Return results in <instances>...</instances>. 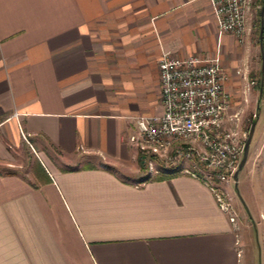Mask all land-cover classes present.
<instances>
[{"label": "crops", "instance_id": "obj_1", "mask_svg": "<svg viewBox=\"0 0 264 264\" xmlns=\"http://www.w3.org/2000/svg\"><path fill=\"white\" fill-rule=\"evenodd\" d=\"M258 3L256 40L248 0L238 42L209 0H0V264H247L250 225L264 264V131L226 185L235 225L180 168L156 161L136 179L128 140L134 118L161 111V53H216L229 98L249 91Z\"/></svg>", "mask_w": 264, "mask_h": 264}, {"label": "built area", "instance_id": "obj_2", "mask_svg": "<svg viewBox=\"0 0 264 264\" xmlns=\"http://www.w3.org/2000/svg\"><path fill=\"white\" fill-rule=\"evenodd\" d=\"M247 3L248 0H209L219 35L228 33L241 42ZM157 72L161 111L134 118L129 142L149 171L156 172L158 161L160 169L180 168L200 179L227 221L235 225L225 184L237 171L248 131L240 125L241 108L232 109L224 90L227 75L218 55L174 58L161 53ZM185 162L191 164L184 167Z\"/></svg>", "mask_w": 264, "mask_h": 264}, {"label": "rangeland", "instance_id": "obj_3", "mask_svg": "<svg viewBox=\"0 0 264 264\" xmlns=\"http://www.w3.org/2000/svg\"><path fill=\"white\" fill-rule=\"evenodd\" d=\"M250 7L253 9L252 10V15H251V20L253 22L254 26V32H253V41L256 40V28H257V19H258V8L259 7V3L258 0H250ZM264 19V16H263ZM264 22V20H263ZM254 65L252 70L242 79V85L243 88L246 86L250 87L249 91L246 94H236V95H230V99L232 100V106H234V108H241V112H240V125L242 127V129L249 131L252 122H255L254 124V134L252 136L251 142H250V146L249 149L254 141L255 135L257 130L260 128V131H264V124L261 123L262 121V117H264V101L261 98H258L256 96V92H257V79H258V72H259V67H260V62H259V57L256 56L254 59ZM253 81L255 84L254 85H250L249 82ZM243 99L245 102H243ZM257 103H260L259 108H257ZM242 106V107H241ZM259 111V113H257ZM258 116L257 118H255L254 116ZM27 147V146H25ZM28 152H24L25 150H23L22 152H18V154L16 153L15 159H14V163L18 165V168H15L19 173L24 172L27 169V164H29L30 160L32 161V159H34L33 153L30 152L29 148H26ZM29 154V158L28 157H23L25 154ZM146 167V166H145ZM145 175H156L155 172L149 171L146 168H144L143 170L138 171L137 175H136V179L138 177L142 178L145 177ZM240 174L237 175V178L240 177ZM233 185H234V180L232 179V181L228 182V186L230 188V190H233ZM225 187L226 184H225ZM226 189V188H225ZM233 197L235 200H237V195L233 192ZM239 209H241V207H238ZM234 210V208H233ZM242 211V209H241ZM235 212V211H234ZM237 219V221L240 220V218L238 217V214L235 213V220ZM246 221V220H245ZM250 231H248V229H246L247 231V236H246V232H245V236L248 242V249L246 253V260H247V264H258V259H257V253L260 251V244L258 243V239L256 238L254 231L252 229V226L250 225L249 227ZM264 250V248H263ZM264 252V251H263ZM261 253V251H260ZM262 255V254H261Z\"/></svg>", "mask_w": 264, "mask_h": 264}, {"label": "trees", "instance_id": "obj_4", "mask_svg": "<svg viewBox=\"0 0 264 264\" xmlns=\"http://www.w3.org/2000/svg\"><path fill=\"white\" fill-rule=\"evenodd\" d=\"M264 0H261L260 7L263 4ZM264 13V8L263 12ZM259 39V45H260V60H261V68L258 74V79H257V88H258V93H259V98H261L264 101V22H262V27H261V33L260 36L258 37ZM142 160V159H141ZM139 158V168L143 169V162ZM161 178V177H159Z\"/></svg>", "mask_w": 264, "mask_h": 264}, {"label": "water", "instance_id": "obj_5", "mask_svg": "<svg viewBox=\"0 0 264 264\" xmlns=\"http://www.w3.org/2000/svg\"><path fill=\"white\" fill-rule=\"evenodd\" d=\"M263 8H264V2H263V4L261 5L260 11H259L260 19L262 18ZM261 27H262V23H261V21H260L259 30H258L259 36H260V33H261ZM253 126H254V122H252L251 127H250V129H249V131H248V135H247L246 140H245V143H244V147H243V151H242L241 159H240V162H239V165H238L237 170L241 167L242 163H243L244 160H245L246 153H247V147H248V144H249V141H250V138H251V134H252ZM236 172H237V171H236ZM236 172H235L234 175H233V179L235 178Z\"/></svg>", "mask_w": 264, "mask_h": 264}]
</instances>
